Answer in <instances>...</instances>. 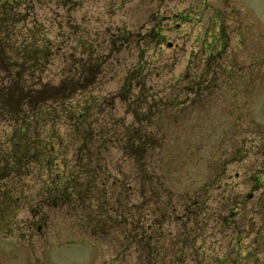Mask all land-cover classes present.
<instances>
[{
	"label": "rangeland",
	"instance_id": "1",
	"mask_svg": "<svg viewBox=\"0 0 264 264\" xmlns=\"http://www.w3.org/2000/svg\"><path fill=\"white\" fill-rule=\"evenodd\" d=\"M16 1L57 46L48 78L96 74L83 96L104 141L80 160L99 166L102 194L127 199L93 235L79 218L96 209L41 206L36 170L20 177L0 264H264V0ZM137 129L154 136L139 164L117 140ZM10 131L0 114V151Z\"/></svg>",
	"mask_w": 264,
	"mask_h": 264
},
{
	"label": "trees",
	"instance_id": "2",
	"mask_svg": "<svg viewBox=\"0 0 264 264\" xmlns=\"http://www.w3.org/2000/svg\"><path fill=\"white\" fill-rule=\"evenodd\" d=\"M23 6L16 0L0 2V114L11 126L0 151V172L4 175L0 177V217L5 213L15 215L20 209V177L29 178L36 170L42 185L41 206L54 207L63 202L71 203L72 208H89L92 213L96 209L94 217L90 212L79 219L93 228V235H105L108 223L125 215L126 207L120 201L127 198H107L95 183L101 175L99 166L92 173L81 164L79 154L104 141L103 134H96L93 128L96 103L89 95L83 96L95 82L96 74L87 84L76 82L71 68L63 70L57 80L48 78L46 70L57 46L46 33L37 34L33 26L28 27ZM117 135V140L125 137L138 164L151 155V133L137 129ZM150 190L156 193L153 181ZM93 200L96 208H92ZM103 206L116 212L114 216H101ZM137 232L130 231L129 238L141 246L149 245L150 234L141 238ZM158 253L159 249H155V256Z\"/></svg>",
	"mask_w": 264,
	"mask_h": 264
}]
</instances>
